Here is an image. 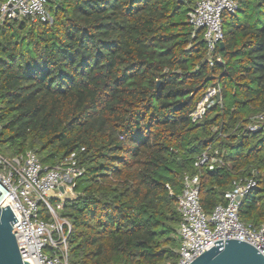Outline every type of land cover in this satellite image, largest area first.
I'll return each instance as SVG.
<instances>
[{"label":"trees","instance_id":"obj_1","mask_svg":"<svg viewBox=\"0 0 264 264\" xmlns=\"http://www.w3.org/2000/svg\"><path fill=\"white\" fill-rule=\"evenodd\" d=\"M197 1L49 0L48 23L0 26V155L73 154L84 171L61 211L66 264H176L185 175L207 215L254 179L239 217L264 225V132H248L264 114V0L223 15L212 54L186 22ZM205 151L224 167H196Z\"/></svg>","mask_w":264,"mask_h":264},{"label":"built area","instance_id":"obj_2","mask_svg":"<svg viewBox=\"0 0 264 264\" xmlns=\"http://www.w3.org/2000/svg\"><path fill=\"white\" fill-rule=\"evenodd\" d=\"M48 2L0 0V26L8 21L48 23ZM239 7L240 0H198L187 12L186 22L192 29V37L197 32L202 33L208 54L223 43V15L234 14ZM216 60L220 61L219 58ZM218 92L212 88L205 94L206 104L200 107L202 102L198 103L191 115L193 122L202 118L206 105ZM1 129L0 126V132ZM248 132H264V114L254 118ZM202 165H208L210 170L220 169L224 162L217 151L213 156L205 151L195 163L196 167ZM83 173L73 154L53 166L42 164L32 151L11 159L0 155V209L8 206L17 221L12 224V229L23 260L30 264H66L71 226L61 216V211L65 201L75 198V181ZM199 186L197 175H185L182 190L175 197L180 215L176 264H190L211 249L214 242L222 240L224 244V240L230 239L246 242L264 256V225L259 228L246 226L239 217L240 202L256 187V181L240 179L234 182L233 189L226 193V205H216L208 215L200 205ZM166 188L170 190L168 186ZM52 193L60 200L54 202Z\"/></svg>","mask_w":264,"mask_h":264},{"label":"water","instance_id":"obj_3","mask_svg":"<svg viewBox=\"0 0 264 264\" xmlns=\"http://www.w3.org/2000/svg\"><path fill=\"white\" fill-rule=\"evenodd\" d=\"M222 48L223 43L220 44V49ZM215 98L220 99L219 93ZM15 222L17 221L8 206L0 209V264H30L19 254L12 229ZM190 264H264V256L246 242L230 239L224 240L222 244L220 240Z\"/></svg>","mask_w":264,"mask_h":264},{"label":"rangeland","instance_id":"obj_4","mask_svg":"<svg viewBox=\"0 0 264 264\" xmlns=\"http://www.w3.org/2000/svg\"><path fill=\"white\" fill-rule=\"evenodd\" d=\"M211 89H212V88H211ZM211 89H209L208 91L210 92ZM208 91H207V92H208ZM207 92H206V93H207ZM206 93H205V94H206ZM205 94H204V96H205ZM204 96H203V97H204ZM203 97H202L201 100H200V102H202V103L200 104V107H201L202 105H205V104H206V103L204 102V100H203ZM205 98H206V97H205ZM203 103H204V104H203ZM76 196H77V194L75 193L73 197H76ZM51 198L54 199V202H57V201H55V200H60L59 196H58L57 194H55V193H52V194H51ZM61 201H62V200H61Z\"/></svg>","mask_w":264,"mask_h":264}]
</instances>
